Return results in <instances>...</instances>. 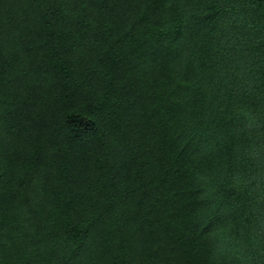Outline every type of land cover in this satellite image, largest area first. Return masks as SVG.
I'll return each instance as SVG.
<instances>
[{
  "label": "trees",
  "instance_id": "1",
  "mask_svg": "<svg viewBox=\"0 0 264 264\" xmlns=\"http://www.w3.org/2000/svg\"><path fill=\"white\" fill-rule=\"evenodd\" d=\"M0 264H264V0H0Z\"/></svg>",
  "mask_w": 264,
  "mask_h": 264
}]
</instances>
